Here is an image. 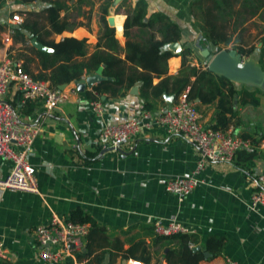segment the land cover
Returning a JSON list of instances; mask_svg holds the SVG:
<instances>
[{
    "label": "crops",
    "instance_id": "1",
    "mask_svg": "<svg viewBox=\"0 0 264 264\" xmlns=\"http://www.w3.org/2000/svg\"><path fill=\"white\" fill-rule=\"evenodd\" d=\"M59 1L65 4L60 15L76 25L72 30L55 33V40L65 35L86 38L89 55L96 47L102 30L100 18L106 8V19L113 16L114 34L122 47L115 54L125 58L124 8L137 0ZM191 1L145 0L147 14L162 12L177 23L181 50L190 46L191 62L197 64L199 59L206 58L200 48L208 46L212 50L215 45L203 34L199 37L202 31L190 9ZM46 5L47 0L3 2L0 24L5 28L0 32V56L7 54L23 63L21 53L25 50L21 42L12 41L9 32V25H13L11 13L26 9L39 12ZM156 36L159 38L160 34L157 32ZM167 44L162 49L168 48ZM181 50H172L173 54L167 58V73L177 72ZM125 63L128 65L131 61L125 59ZM25 65L34 72L40 69L36 57ZM98 68L103 76L101 80L111 78L102 73L103 64ZM97 69L85 71L79 80L59 87L69 90L68 97L51 110L41 100H32L31 112L15 106L23 121L40 126L30 155L37 191L6 188L0 192V240L8 250L0 264H73L71 256L57 262L43 261L38 256L33 231L38 224L47 223L52 215L66 218L74 208H80L91 219L87 221L89 228L82 236L83 248L79 254L86 259L85 264H129L130 259H138L142 264H166L167 245L154 240L156 218L163 223L178 221L187 228L186 232L195 234L196 243L202 248L208 236H224L221 252L205 255L199 264H226L227 257L243 264H264V202L253 198L257 190L256 174L264 167V89L248 85L257 90V105H241L233 97L232 107L238 110L239 121L233 117L227 126L234 134L247 135L248 150H254V155L245 158L242 152H236L231 161H206L198 173L202 181L186 195L178 196L167 191L164 182L175 174L192 172L199 158L192 142L169 134L161 125L137 133L131 150L103 147L99 138L104 124L138 116L142 109L154 114L161 105L171 101L152 97L149 99L152 108H144L138 83L124 88L118 95L108 91L98 95L93 88L101 80L91 85L85 83L86 76L96 73ZM159 78L154 76L153 82ZM79 82L85 83L84 86L79 88ZM242 84L235 82L237 87ZM87 90L103 101L102 116L91 111L94 98ZM18 91L10 86L5 97L15 102ZM197 108L203 123H214L216 102L201 103ZM85 151L92 153L87 156ZM11 165L10 159L0 157V177L8 173Z\"/></svg>",
    "mask_w": 264,
    "mask_h": 264
},
{
    "label": "trees",
    "instance_id": "2",
    "mask_svg": "<svg viewBox=\"0 0 264 264\" xmlns=\"http://www.w3.org/2000/svg\"><path fill=\"white\" fill-rule=\"evenodd\" d=\"M4 1L0 0V8ZM20 1L25 3L32 0ZM64 6L59 0H47V5L39 12L19 10L22 20L18 26L12 28L10 34L12 41L21 42L22 49L25 50V53H21L24 70L36 79L47 80L52 87L59 89L60 84L79 80L85 71H95L103 64L102 73L111 78L101 80L94 86L93 89L98 95L103 91L118 95L124 88L138 83L144 108H152L153 103L149 101L152 97L165 100L164 94H172L173 98H176L185 91L187 98L192 100L196 107L201 103L216 102L215 120L210 125L222 129L227 128L233 117L234 121H239L238 110L232 107L233 97L241 105L259 103L256 89L246 84L237 87L234 81L210 70L207 61L222 46L232 44L243 56H253L264 69V0H192L190 9L196 24L204 38L215 45V49L210 50L204 60L199 59L195 64L191 62L192 48L185 46L180 52L181 63L175 73H167V58L173 52L170 48L162 47L172 40L179 39V26L162 12L147 14L145 0H137L135 4L126 5L124 8L126 16L122 28L126 37L123 47L125 58L115 54L122 47L115 37L114 26L109 25L106 19V8L100 18L102 30L98 35L96 47L89 55L86 38L65 35L55 40V33L72 30L76 25L60 15ZM251 22L257 28L255 36L245 33L248 23ZM117 25L120 28V24ZM4 28L5 26L0 24V32ZM132 28L137 30L132 31ZM157 32L160 34L159 38L156 36ZM32 36L48 48L41 49L33 45L30 40ZM35 57L40 64L38 72L25 65ZM125 59L131 61V64L127 65ZM154 76L160 77L155 83ZM87 93L93 100L99 99L98 95H92L91 91L87 90ZM16 97L15 102L6 99L17 108L31 112L34 108L32 99L22 100L20 91ZM243 137L247 138V135L243 134ZM237 152H242L245 158L254 155V150H248V147L240 148ZM91 153L84 152L87 156ZM66 219L79 222L91 220L80 208L72 209ZM154 240L164 241L167 245L164 254L167 264H199L205 257V249L216 255L224 245V236L210 235L204 248H195V234L186 231L155 233Z\"/></svg>",
    "mask_w": 264,
    "mask_h": 264
},
{
    "label": "built area",
    "instance_id": "3",
    "mask_svg": "<svg viewBox=\"0 0 264 264\" xmlns=\"http://www.w3.org/2000/svg\"><path fill=\"white\" fill-rule=\"evenodd\" d=\"M9 32L22 20V14L13 12ZM10 86L21 92L22 100H41L47 110H51L68 97L69 90L52 87L47 80L36 79L25 71L19 59L9 55L0 56V157L8 158L12 165L8 173L0 177V192L6 188L37 191L35 167L30 161L33 142L40 130L37 123L21 119L17 108L6 99ZM91 111L102 116L104 104L101 99L90 103ZM154 125H161L169 134L179 135L192 142L199 151V158L190 174H175L167 177L164 187L178 196L186 195L202 181L198 173L206 161H231L235 153L249 146L250 140L232 133L230 127L215 128L201 120V113L195 103L188 99L185 91L173 98L167 105H161L154 114L142 109L138 116L123 118L114 123H106L99 132L103 147L122 151L134 148V136ZM15 145L12 146L11 144ZM264 145V142H263ZM17 146V147H16ZM257 190L254 200L264 202V167L256 174ZM88 222L72 221L52 215L47 223L38 224L33 231L38 256L45 262H57L72 257L73 264H85L82 252V236L88 231ZM157 234L185 232L186 227L176 220L163 223L153 220ZM7 248L0 240V259L7 256ZM129 264H142L138 259H130ZM167 264V263H166ZM226 264H243L227 257ZM249 264V263H247ZM253 264V263H252Z\"/></svg>",
    "mask_w": 264,
    "mask_h": 264
},
{
    "label": "water",
    "instance_id": "4",
    "mask_svg": "<svg viewBox=\"0 0 264 264\" xmlns=\"http://www.w3.org/2000/svg\"><path fill=\"white\" fill-rule=\"evenodd\" d=\"M118 2V0H114ZM109 25L113 26V16L109 15L107 17ZM14 26H18L15 24ZM202 33H199V37ZM31 43L41 49H47L48 47L38 41L35 36L31 37ZM168 48L173 51L179 52L182 48L181 43L178 40L170 41L167 44ZM201 53L204 56H208L210 49L208 46L200 48ZM207 67L217 73H220L234 82L244 83L249 86H255L264 89V69L253 56H248L243 59V55L237 51L235 48H222L215 53H213L208 61ZM103 78L101 74V69L98 68L96 73L88 74L85 78V83L91 85L94 81L101 80ZM83 82L78 83V87L84 86ZM63 84H60L61 87ZM164 99L170 102L173 99L172 94H164ZM107 148V147H106ZM195 248H201L200 245L195 246ZM210 252L204 250V254L208 255Z\"/></svg>",
    "mask_w": 264,
    "mask_h": 264
},
{
    "label": "rangeland",
    "instance_id": "5",
    "mask_svg": "<svg viewBox=\"0 0 264 264\" xmlns=\"http://www.w3.org/2000/svg\"><path fill=\"white\" fill-rule=\"evenodd\" d=\"M249 24V26L246 28V34H248V33H251V34H253V36H255V33H256V31H257V28H256V25L254 24V23H248ZM247 24V25H248ZM233 37H234V35H233ZM228 48H233L232 47V44H229V45H226ZM213 49H215V47H213ZM243 59H246V56H243Z\"/></svg>",
    "mask_w": 264,
    "mask_h": 264
}]
</instances>
